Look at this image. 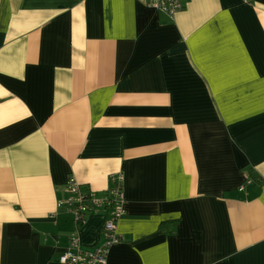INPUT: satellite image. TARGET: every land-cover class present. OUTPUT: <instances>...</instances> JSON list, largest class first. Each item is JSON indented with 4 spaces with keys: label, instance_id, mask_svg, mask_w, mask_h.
<instances>
[{
    "label": "crops",
    "instance_id": "0c3cea01",
    "mask_svg": "<svg viewBox=\"0 0 264 264\" xmlns=\"http://www.w3.org/2000/svg\"><path fill=\"white\" fill-rule=\"evenodd\" d=\"M118 175L107 264H264V0H0V264L101 246L59 204Z\"/></svg>",
    "mask_w": 264,
    "mask_h": 264
},
{
    "label": "built area",
    "instance_id": "2783aa9c",
    "mask_svg": "<svg viewBox=\"0 0 264 264\" xmlns=\"http://www.w3.org/2000/svg\"><path fill=\"white\" fill-rule=\"evenodd\" d=\"M146 1L148 6L158 9L173 18L176 13L184 10V4L189 0ZM111 183H113V186L108 189L107 193L109 194L99 197L93 192L82 190L77 181L69 178L67 184L68 195L59 205L73 212L77 224L82 223L85 216L93 212L94 209L107 206L108 220L102 229L103 242L101 246L87 251L81 248L78 238L72 237L66 250L59 257L60 264H107L109 249L119 241L116 232L117 222L124 214L121 176H112Z\"/></svg>",
    "mask_w": 264,
    "mask_h": 264
},
{
    "label": "trees",
    "instance_id": "16d2710c",
    "mask_svg": "<svg viewBox=\"0 0 264 264\" xmlns=\"http://www.w3.org/2000/svg\"><path fill=\"white\" fill-rule=\"evenodd\" d=\"M170 17V16H169ZM171 18V17H170ZM250 177V176H249ZM257 180H259V179H261L259 176L256 178ZM81 186V185H80ZM113 186V183H111V187ZM110 187V188H111ZM81 188H82V186H81ZM82 190H83V188H82ZM122 191V190H121ZM109 193H106L104 196H107ZM106 210H107V206H105L104 207ZM169 223H171V221H167V222H164L163 224L164 225H168Z\"/></svg>",
    "mask_w": 264,
    "mask_h": 264
}]
</instances>
